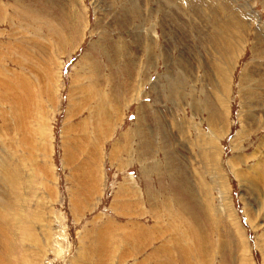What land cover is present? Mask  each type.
<instances>
[{
    "label": "rangeland",
    "instance_id": "rangeland-1",
    "mask_svg": "<svg viewBox=\"0 0 264 264\" xmlns=\"http://www.w3.org/2000/svg\"><path fill=\"white\" fill-rule=\"evenodd\" d=\"M261 175L264 0H0V264H264Z\"/></svg>",
    "mask_w": 264,
    "mask_h": 264
},
{
    "label": "bare ground",
    "instance_id": "bare-ground-1",
    "mask_svg": "<svg viewBox=\"0 0 264 264\" xmlns=\"http://www.w3.org/2000/svg\"><path fill=\"white\" fill-rule=\"evenodd\" d=\"M160 3H162V2H160ZM161 5H162V4H161ZM37 25H38V24H37ZM52 27H53V26H52ZM39 28H40V27H39ZM54 30H55V29H54ZM236 30H237V29H236ZM261 49H262V48H261ZM259 50H260V49H259ZM110 61H112V60H110ZM96 89H97V88H96ZM88 92H89V91H88ZM262 166H263V165H262ZM178 167H179V166H178ZM178 167H177V169H179ZM180 170H181V169H180ZM175 174H176V173H175ZM261 176L264 177L263 175H261ZM182 179H183V178H181V177H177V178L175 177V178H174V183H175L176 187L179 188L178 190H179V192H180V195H181L182 197L185 198L184 195H186V197H187V195L189 196L190 187L187 186L188 189H187V188L185 189L186 186L184 187ZM190 195H191V194H190ZM191 196H192V195H191ZM193 198H196V197L193 195V196H192V199H193ZM192 199H191V197H190V200H192ZM196 199H197V198H196ZM196 199H195V200H196ZM180 202H181V201H180ZM193 202H194V200L192 201V203H193ZM197 203H198V202H197ZM183 204H184V203H183ZM183 204H180V205H182V208L185 207V205H183ZM193 205H195V204L193 203ZM189 206H191L192 210H193V208L195 209V207H196V206H193V207H192V204H191V205H189V204L186 205V207H189ZM200 206H201V205H200ZM191 208H190V210H191ZM197 208H198V207H197ZM184 209H186V208H184ZM182 210H183V209H182ZM187 210H188V209H187ZM197 210H198V209H197ZM185 211H186V210H185ZM195 211H196V209L194 210V212L192 211L193 214L195 213ZM186 212H188V211H186ZM195 214H196V213H195ZM189 215H190V214H189ZM190 216H191V215H190ZM194 216H195V215H194ZM195 217H199V216H197V214H196ZM193 218H194V217H193ZM197 219H198V218H197ZM199 220H200V219H199ZM192 221H193V220H192ZM192 221H191V222H192ZM194 222H195V221H193V223H194ZM199 222H200V221H199ZM196 223H197V221H196ZM195 226H196V225H195ZM195 232H196V231H195ZM199 232H201V231H199ZM196 234H197V233H196ZM200 236H201V234H200ZM201 237H202V236H201ZM201 237H200V238H201ZM198 238H199V237H198ZM140 242H141V241H140Z\"/></svg>",
    "mask_w": 264,
    "mask_h": 264
}]
</instances>
